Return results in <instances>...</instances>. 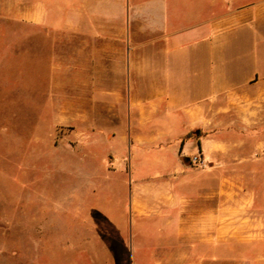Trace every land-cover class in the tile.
<instances>
[{
  "label": "rangeland",
  "instance_id": "374dc122",
  "mask_svg": "<svg viewBox=\"0 0 264 264\" xmlns=\"http://www.w3.org/2000/svg\"><path fill=\"white\" fill-rule=\"evenodd\" d=\"M207 1L161 2L167 22L188 27L192 11L219 10ZM234 7L246 8L252 22L264 0ZM250 31L260 43L234 51L257 53L264 75V17L245 31L246 41ZM90 41L0 20V264H264V122L247 131L222 125L218 136L200 130L193 139L204 153L182 158L183 176L160 177L173 182L184 210L134 215V185H157L156 166L131 156L123 140L130 136L120 117L125 102L92 85L99 52L125 53L126 46ZM262 91L251 97L260 98L264 113ZM156 126L166 131L170 124ZM157 193L142 200L157 206Z\"/></svg>",
  "mask_w": 264,
  "mask_h": 264
},
{
  "label": "crops",
  "instance_id": "0c3cea01",
  "mask_svg": "<svg viewBox=\"0 0 264 264\" xmlns=\"http://www.w3.org/2000/svg\"><path fill=\"white\" fill-rule=\"evenodd\" d=\"M161 1L0 0L1 22L56 30L67 38L86 37L99 46H126L125 53L99 52L94 58L92 85L101 96L109 93L116 103L125 102L120 117L130 125V136L123 140L130 145L131 156L145 157L146 163L156 166L151 178L159 181L157 185H134V215L156 207L163 215L177 205L179 211L184 210L173 182L160 177L183 176L182 158L193 151L204 153V145L193 139L200 130L218 136L215 130L222 125L247 131L261 129L264 122L262 105L256 103L260 98L251 97L254 90L264 91L261 57L254 51L249 55L234 51L238 45L260 43L261 35L254 31L246 41L245 31L257 28L263 10H254L250 22L246 8L234 7L239 0H209L207 5H217L219 10L192 11V22L184 27L180 19L167 22ZM134 45L140 46L138 52ZM151 45L158 47L151 49ZM90 84L88 80L86 85ZM161 123L170 124L169 129L160 130L156 125ZM147 126L153 128L148 133ZM188 134L192 137L186 138ZM170 141L176 143L173 150L167 149ZM214 144L216 150L221 149L220 143ZM151 190H158L157 206L142 200Z\"/></svg>",
  "mask_w": 264,
  "mask_h": 264
},
{
  "label": "built area",
  "instance_id": "2783aa9c",
  "mask_svg": "<svg viewBox=\"0 0 264 264\" xmlns=\"http://www.w3.org/2000/svg\"><path fill=\"white\" fill-rule=\"evenodd\" d=\"M191 162H192V163L202 164V160H201V158H200L199 156H193V157L191 158Z\"/></svg>",
  "mask_w": 264,
  "mask_h": 264
},
{
  "label": "trees",
  "instance_id": "16d2710c",
  "mask_svg": "<svg viewBox=\"0 0 264 264\" xmlns=\"http://www.w3.org/2000/svg\"><path fill=\"white\" fill-rule=\"evenodd\" d=\"M199 133H200V131H199ZM199 133H198V134H199ZM189 137H190V134H188V135L186 136V138H189ZM188 160H189L188 157H184V158H183V161H188Z\"/></svg>",
  "mask_w": 264,
  "mask_h": 264
}]
</instances>
